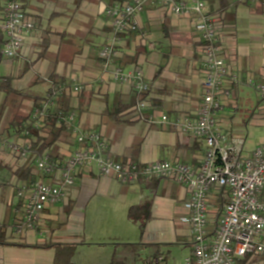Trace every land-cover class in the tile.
<instances>
[{
  "label": "crops",
  "instance_id": "0c3cea01",
  "mask_svg": "<svg viewBox=\"0 0 264 264\" xmlns=\"http://www.w3.org/2000/svg\"><path fill=\"white\" fill-rule=\"evenodd\" d=\"M112 1L24 0L35 30L25 38L17 58L0 62V76L13 75L14 89L27 95L20 100V114L30 115L35 101L48 95L54 85L51 77L56 76L63 86L82 87L79 104L74 101V108L80 106L75 110L76 123L83 131L96 130L102 135L109 158L121 163L170 161L199 166L205 144L182 129L186 119L197 118L203 97L202 52L193 19L174 16L147 2L136 18L138 32L119 35L116 54L107 63L99 52L112 37L106 15ZM221 1L207 0V9L210 13L225 9L221 40L227 63L237 73L239 83L232 85L233 98L218 113V122L231 142L244 140L242 154L251 156L264 143V118L259 114L262 101L248 83L253 80L264 84V4L260 0ZM135 68H140L149 84L147 106L141 111H137V105L127 108L121 113L122 119L114 122L106 114L107 103L120 95L123 104L128 105L137 94L134 84L116 79L115 72L120 69L127 74ZM4 100L5 95L0 104ZM242 100H255L247 119L237 115ZM152 116L154 121L150 120ZM163 116L167 121L162 120ZM11 118L9 108L0 128V171L9 172V178L0 181V224L24 216L11 209L18 202L21 184L12 170L26 161L13 155L6 141L28 140L8 138L11 133L6 129ZM76 146L71 138L59 147V152L67 158ZM96 195L97 209L90 211L87 223L85 207ZM69 200L74 205L66 214L64 206ZM187 201L188 194L180 183L140 179L122 184L90 166L78 176L63 204L45 211L41 228L22 235L14 227L8 228L7 235H12L13 241L23 238L21 241L30 246L0 245V264H54V249L32 246L50 236L54 242L76 246L73 264H96L82 258L90 249L101 255L112 250V258L115 244L124 243L155 244L161 258L156 264L164 261L166 254L172 256L189 248L185 264L192 256L190 228L183 221L189 215ZM147 202L151 218L142 232L139 224L129 219V210ZM144 214L138 217L144 218ZM50 228L58 229L50 232ZM145 253L146 257L152 255L145 249L142 257ZM239 264H264V257L247 256Z\"/></svg>",
  "mask_w": 264,
  "mask_h": 264
},
{
  "label": "built area",
  "instance_id": "2783aa9c",
  "mask_svg": "<svg viewBox=\"0 0 264 264\" xmlns=\"http://www.w3.org/2000/svg\"><path fill=\"white\" fill-rule=\"evenodd\" d=\"M149 1L174 16L192 18L199 35L202 104L197 118L192 121L186 119L182 129L204 142L206 154L203 160L199 166L170 161L148 164L117 162L106 155L108 144L102 135L96 130L83 131L76 123V115L70 114L63 121L79 147L62 163L51 161L46 154L36 153L29 141H6L11 153L22 160L27 161L35 154L37 169L51 179L19 184L17 197L25 199V207L24 223L17 228V234L37 231L43 224L45 211L63 204L78 176L85 168L94 165L102 175L122 184L135 183L140 179H166L185 188L189 215L183 221L190 228L192 246V256L185 264H239L247 256L264 257V143L256 147L251 156H244V140L231 142L228 132L218 122V113L233 98L232 85L239 83L237 73L230 68L224 53L221 40L223 15L210 13L207 0L192 3L184 0H129L115 3L106 9L112 37L99 55L107 63L111 60L116 54L117 37L138 30L136 18ZM0 29L4 39V57L17 58L25 38L35 30L23 0H2ZM115 78L132 82L137 94L149 90L140 68L127 74L118 69ZM248 83L259 94L262 101L259 114L264 118V84L253 80ZM65 90L78 94L82 87L75 85L66 89L59 85L42 108L35 110L36 128L42 125L48 109L56 106ZM146 106V100L139 101L136 109L141 111ZM150 120L154 121V117ZM162 120L167 121V116ZM24 134L28 136L29 131ZM219 192H224L226 201L216 218L218 209L211 200Z\"/></svg>",
  "mask_w": 264,
  "mask_h": 264
},
{
  "label": "trees",
  "instance_id": "16d2710c",
  "mask_svg": "<svg viewBox=\"0 0 264 264\" xmlns=\"http://www.w3.org/2000/svg\"><path fill=\"white\" fill-rule=\"evenodd\" d=\"M129 0H113L111 5L115 3H124ZM248 1V0H247ZM264 4V0H260ZM24 2V0H23ZM223 2V0L221 1ZM110 5V6H111ZM109 6V7H110ZM24 8L25 2H24ZM225 9L222 8L218 10V13L223 15L222 24H224L225 20ZM1 13H2V0H0V23H1ZM217 13V12H214ZM136 31H129L125 34L120 35L121 37H125L129 34L136 33ZM4 47V39L1 34L0 29V62L5 59L2 51ZM43 52V51H42ZM13 75H6L0 76V94L5 95V100L0 104V128L3 122V119L6 115V112L9 108L12 109V118L9 129H6L7 132L10 131L8 138H19L23 137L29 141L33 150L40 155H48L51 161H59L64 162L66 158L62 156L59 152V147L62 144L68 143L71 138H73L72 133L68 130L66 124L63 121V118H66L70 114H75V110L78 108H74V101L81 99L83 93L82 91L78 94L73 93L72 90L70 91H63L60 98L56 101V106L54 108H49L47 111L46 119L42 122L40 127H35L34 120H31L35 114V110L42 108L43 104L48 101L49 97L55 91V89L63 84L58 81L56 76L51 77V81L53 82V87L48 92V95L41 100L35 101V106L28 116H22L20 114V100L25 98L26 93L18 92L13 87L14 81ZM66 89H71L70 86H66ZM136 91V90H135ZM150 89L145 93L136 94V99L132 101L131 104L125 105L123 104V99L120 95H116L112 102L107 103L106 107V114L112 121H120L123 116L121 113L125 111L127 108L135 107L139 101H144L147 99ZM137 93V92H136ZM133 111H136L135 109ZM31 123V124H29ZM29 131V135L26 136L24 133ZM7 138V139H8ZM77 144V143H76ZM78 144L76 146L77 149ZM206 154V151H205ZM204 154V156H205ZM36 155L34 154L27 160L22 166L18 167L16 170H12L13 176L17 179V182L23 183H32L37 180H50L48 175L43 174L41 171L37 169L35 164ZM124 161L122 163H126ZM0 167L1 163H0ZM52 183H55L52 181ZM18 193V192H17ZM212 205L217 208V216L220 214L223 203L226 201L224 197V192L215 193L212 198ZM145 203L142 206H134L131 207L129 210V219L135 223L139 224L141 231L143 232L146 226V223L151 218L150 211V203ZM74 201L69 200L68 205L64 206L66 210V214H69L71 209L73 208ZM15 211L19 212L20 214H24V207H25V199L18 198V202L16 205L12 206ZM145 212L144 218H139L138 215L141 212ZM16 222H5L0 224V245H15L20 247H27L30 246L24 243L23 238L18 241H13L14 238L12 235L8 236V228L14 227L17 230L18 227L22 226L24 223V218H15ZM40 226L39 228H41ZM58 228H50V232H54ZM33 247H40V248H52L55 250V260L54 264H73L72 263V256L75 252L76 246L74 244H65V243H57L53 241V237L50 236L49 239H45L43 243H37L32 245ZM115 251L112 254L111 264H138L140 260H142V251L145 249L150 250V253L153 255V262L158 261L160 259L158 247L155 244H142V243H124V244H115ZM119 247V248H118ZM147 262H150L148 260Z\"/></svg>",
  "mask_w": 264,
  "mask_h": 264
},
{
  "label": "rangeland",
  "instance_id": "374dc122",
  "mask_svg": "<svg viewBox=\"0 0 264 264\" xmlns=\"http://www.w3.org/2000/svg\"><path fill=\"white\" fill-rule=\"evenodd\" d=\"M4 65V62L1 63V66ZM1 74V72H0ZM5 75V74H4ZM4 98V94H0V99ZM255 101V100H254ZM254 101H250V102H244V100H242L240 102V109L238 111V117H241L243 119H247L250 112L253 109V103ZM9 178V172L4 170V171H0V181L5 179V178ZM87 213H86V220L88 223L89 220V214L90 211H93L94 209H97V195L93 197V200L91 201V203L85 207ZM94 219H97V217H95ZM95 248V247H92ZM111 252L112 250H110V253H103L98 254L96 249H90L89 251H86V253L82 256V258H88V261H94L96 262V264H111ZM189 252V248H184L183 250H179L176 251L174 254H172V256H168L167 254L164 257V261L160 262L159 264H173L174 263V259L176 260V264H183V260L185 255H187V253ZM146 254L144 255V257H142V260H140V262L138 264H156L153 262V255H148V260H150V262H147V258H146ZM97 259V260H96Z\"/></svg>",
  "mask_w": 264,
  "mask_h": 264
}]
</instances>
